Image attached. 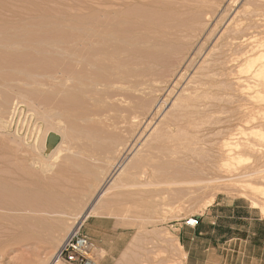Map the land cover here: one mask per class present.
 <instances>
[{"label":"rangeland","instance_id":"rangeland-1","mask_svg":"<svg viewBox=\"0 0 264 264\" xmlns=\"http://www.w3.org/2000/svg\"><path fill=\"white\" fill-rule=\"evenodd\" d=\"M133 1L0 0V264H56L77 230L95 241L99 264H187V238L212 206L226 229L239 224L235 209L264 218L255 208L264 206V138L250 134L263 130L264 113L260 129L246 125L264 111V61L222 40L239 29L264 43V0ZM92 17L103 36L119 25L129 38L119 60L125 82L140 85L131 100L107 98L103 87L83 94L70 73L81 70L72 37ZM68 94L89 119L61 113ZM49 125L63 137L53 158L37 141ZM229 155L244 162L227 169ZM127 162L136 168L102 197Z\"/></svg>","mask_w":264,"mask_h":264},{"label":"bare ground","instance_id":"bare-ground-1","mask_svg":"<svg viewBox=\"0 0 264 264\" xmlns=\"http://www.w3.org/2000/svg\"><path fill=\"white\" fill-rule=\"evenodd\" d=\"M94 1V0H93ZM133 1V0H132ZM136 1V0H135ZM135 1H133V2H135ZM138 1V0H137ZM92 2V1H91ZM101 2H102V0H101ZM121 2H124V1H121ZM104 3V2H103ZM137 3V2H136ZM135 3V4H136ZM139 3V2H138ZM142 3V2H141ZM99 4V2L97 3V5ZM129 4V3H128ZM102 5V4H101ZM105 5V4H104ZM103 5V7H101L100 8V5L98 6L100 9H102V8H105L106 7V5L104 6ZM108 5H110L109 3H108ZM112 5V4H111ZM110 5V6H111ZM114 5V4H113ZM112 5V7H115V6H113ZM130 5V4H129ZM129 5H128V7L127 8H129ZM225 5V4H224ZM140 6H142L141 4H140ZM146 6H147V4H146ZM204 6V5H203ZM87 7H89V6H86V8ZM109 9H110V7L109 6H107ZM107 7L105 8V9H107ZM124 7V6H123ZM118 8V7H117ZM117 8H116V10H117ZM119 8H121L120 6H119ZM118 8V9H119ZM126 8V9H127ZM91 9H92V7H91ZM122 9V8H121ZM121 9H119V10H121ZM248 9V8H247ZM246 9V10H247ZM123 10H125V9H123ZM122 10V11H123ZM85 11V10H84ZM95 11V10H94ZM221 11V10H220ZM250 11V10H249ZM87 12H91L90 10L89 11H87ZM99 12V11H98ZM104 12V11H103ZM106 12H108V11H106ZM112 12V11H111ZM119 12V11H118ZM128 12V11H127ZM85 13V12H84ZM109 13H110V11H109ZM84 15V14H83ZM85 15H87V14H85ZM84 15V16H85ZM106 16V15H105ZM129 16V15H128ZM100 17V16H99ZM130 17V16H129ZM128 17V18H129ZM234 17V16H233ZM88 18V17H87ZM96 18V17H95ZM111 18V17H110ZM141 18V17H140ZM99 20V19H98ZM100 21V20H99ZM74 22V21H73ZM98 22V21H97ZM95 20H94V18L92 17L91 18V20L88 22V26L86 27V30H85V32L83 33V34H76L75 36H73L72 37V44H73V47H74V49H72V51H71V54L73 55V56H75L77 59H78V61H79V65H80V67H81V70H79V71H72V69H69L70 70V73H72V75H73V79H75V80H77L78 81V83H80V85H82L81 87H82V89H81V91H79V92H83V94L84 93H86V92H88L87 91V89L88 88H92V87H94V88H96V87H103L105 90H104V94L107 96V98H116V97H123L124 99H126V100H131V99H133V97H132V95L130 94V91H129V89H132L134 92H137L138 91V88L140 87V85L138 84V82L137 81H133V82H125V81H127V79H128V77L129 76H126V75H124L122 72L120 73V67H121V62H120V60H119V57L121 56V55H123V54H127V53H129V38H127V36H125V34H124V29H123V27L122 26H119V25H117V26H115L114 27V29H112V27L110 28L111 30H110V32H113L115 35L114 36H111V37H107V36H103V34H101L102 33V27H100L99 25H98V23H97ZM174 22V21H173ZM176 22V21H175ZM100 23V22H99ZM232 22H230V23H227V27L231 24ZM124 24V23H123ZM264 24V23H263ZM75 25V24H74ZM87 25V24H86ZM106 25V24H105ZM127 25V24H126ZM241 25V24H240ZM242 26V25H241ZM256 26V25H255ZM71 28V27H70ZM73 28H74V26H73ZM99 28H101V30H99ZM217 28V27H216ZM236 28V27H235ZM75 30V29H74ZM227 30V29H226ZM246 30V29H245ZM224 32H225V30H224ZM224 32L223 33H221V36H220V38L223 36V34H224ZM86 33V34H85ZM128 33V32H127ZM82 35V36H81ZM179 37V36H178ZM180 37H181V35H180ZM219 37V36H218ZM62 38V37H61ZM253 38V37H252ZM131 39V38H130ZM255 38H253V41L251 40V36H250V38H248L247 36L245 37V32L244 31H242V30H239V29H237V30H232V31H227L225 34H224V36H223V39L222 40H225V41H227V43L229 44V46H227V48L228 47H230L229 49L230 50H234V47L233 46H236L237 48H238V50L239 51H241L240 53L242 54V57H244V58H242V57H240L239 58V55L237 54V56H238V59H249V58H251L252 56H258L259 58V60H257V61H259V62H261L260 60H263L264 61V43H262V41H259V39H257V41H256V39L254 40ZM154 40V39H153ZM216 40V39H215ZM263 41H264V39H263ZM201 43V42H200ZM169 44V43H168ZM175 44V43H174ZM163 46H165V45H163ZM225 46V45H224ZM77 47H81L82 49H77ZM84 48V49H83ZM164 50V49H163ZM230 50H229V52H230ZM167 53V52H166ZM207 53V52H206ZM234 53H235V51H234ZM241 54H240V56H241ZM233 56H234V54H233ZM235 56H236V54H235ZM231 58L230 59H232L233 57L232 56H230ZM203 58V57H202ZM47 59V58H46ZM146 60V59H145ZM229 61V60H228ZM228 61H227V63H225L226 65H228ZM230 61H232V60H230ZM233 61H236L235 63H237V59L234 57V60ZM239 62V61H238ZM220 63V62H219ZM232 63V62H231ZM230 63V64H231ZM204 64V63H203ZM224 64V65H225ZM153 65V64H152ZM222 65V64H221ZM225 65V66H226ZM252 64H250V68H249V70H248V72L250 73L251 72V69L254 67L255 68V65L253 66H251ZM262 66H264V64L262 63ZM262 68H264V67H261V69ZM52 69V68H51ZM225 69V68H224ZM248 69V68H247ZM260 69V68H259ZM259 69H258V71H259ZM253 70V69H252ZM260 71H262V70H260ZM259 71V73L261 74V72ZM249 73H248V75H249ZM258 73V72H257ZM255 74V73H254ZM235 74H233L232 75V77L234 76ZM118 76V77H117ZM253 77H254V75H253ZM252 77V80L254 81V78ZM262 77V78H261ZM261 79H263L264 78V71H263V74L261 75ZM134 78V77H133ZM249 78H251V77H249ZM257 78L260 80H258L257 81ZM257 78H255V81H257L258 83H256L257 84V89H258V86L260 85V84H262V83H260L261 82V79L257 76ZM238 79V78H237ZM236 79V80H237ZM117 80H119V81H117ZM264 80V79H263ZM57 81H59V80H57ZM72 81V80H71ZM238 81H240V80H238ZM254 81V82H255ZM61 82V81H60ZM264 82V81H263ZM117 83H121L122 85L123 84H128L127 86H128V90H119V89H114L113 87L117 84ZM260 83V84H259ZM255 83H254V85H256ZM259 84V85H258ZM184 85V84H183ZM254 85H251V87H252V89L254 90ZM44 86V85H43ZM260 86H262V85H260ZM263 86H264V84H263ZM246 88H247V90H248V87H247V85L245 86ZM255 87V88H256ZM245 88V89H246ZM261 88V87H260ZM249 89H251V88H249ZM252 89H251V91H252ZM246 90V91H247ZM264 90V89H263ZM250 91V92H251ZM258 91V90H257ZM262 91V90H261ZM57 92V91H56ZM71 92V91H70ZM63 93V92H62ZM64 93H65V91H64ZM258 94V93H257ZM260 94V93H259ZM258 94V95H259ZM262 94V93H261ZM55 95V94H54ZM69 95V94H68ZM70 96V95H69ZM73 96V95H72ZM72 96H70V97H67L66 99H65V101L64 102H61L60 103V106H59V108H61V113L65 116V117H70V118H72V117H75V118H82L83 120H87V119H89L90 118V116L89 115H86V113H83L82 111H83V109L81 108V106H80V104L78 103V101L76 100L77 98H79V97H77V98H74V97H72ZM74 96H76V95H74ZM245 96H248L249 97V95H245ZM261 96V95H260ZM260 96H259V98H260ZM102 97V96H101ZM64 98V97H63ZM251 99H253L252 97H250ZM249 98V99H250ZM250 99V100H251ZM45 101L47 102V100L45 99ZM261 101V102H260ZM260 101H258V103L260 102V103H263L264 102V100H260ZM257 102V101H256ZM97 103V102H96ZM258 103H255V104H258ZM86 104V103H85ZM208 106V105H207ZM250 106V105H249ZM108 107H110V106H108ZM112 107V106H111ZM41 108H42V106H41ZM118 108V107H117ZM250 108H251V106H250ZM250 108H248L247 107V109L249 110ZM263 108V107H262ZM262 108H260L259 107V110L261 109L262 110ZM55 109V108H54ZM118 109H120V108H118ZM207 109H209V108H207ZM246 109V110H247ZM253 108H251V110H252ZM56 110V109H55ZM82 110V111H81ZM130 110V109H129ZM247 110V111H248ZM256 110V108L254 109V111L252 110L251 111V113H253V112H256L255 111ZM257 110H258V108H257ZM258 110V111H259ZM259 111V113L261 112V113H264V111L262 112V111ZM117 112V111H116ZM122 112V111H121ZM121 112H120V114H121ZM249 112V111H248ZM247 112V113H248ZM49 113V112H48ZM52 113V112H51ZM114 113V112H113ZM246 113V114H247ZM250 113V112H249ZM248 113V114H249ZM259 113L257 112V114L259 115ZM261 113H260V115H259V119L257 118V116H255L256 115V113L254 114V116H249V117H251V119L250 120H248V118H247V120L249 121V122H247L246 123V125L248 126V125H251V126H253V127H255V126H257V128H259L260 126H261V123L258 121V120H260V116H261ZM91 114H92V112H91ZM94 115H96V116H100V114L99 113H96V114H94ZM251 115V114H250ZM263 115V114H262ZM110 116H112V114L110 115ZM109 116V117H110ZM118 116V115H117ZM264 116V115H263ZM32 117L34 118V116L32 115ZM263 117H261V119H262ZM39 120V119H38ZM37 120V121H38ZM63 120V119H62ZM104 120V119H103ZM103 120H102V122H103ZM263 120H264V118H263ZM42 121V120H41ZM59 121V120H58ZM57 122V121H56ZM60 122V121H59ZM61 123V122H60ZM63 123H64V121H63ZM74 123V122H73ZM35 124V123H34ZM42 124V123H41ZM62 124V123H61ZM146 124V123H145ZM260 124V125H259ZM38 125V124H37ZM43 126V125H42ZM36 127V126H35ZM262 127V126H261ZM263 127H264V125H263ZM37 128V127H36ZM40 127L38 126V129H39ZM43 128V127H42ZM156 128V127H155ZM251 129V128H250ZM260 129V128H259ZM36 130V129H35ZM41 130V129H40ZM61 130H62V128H61ZM252 130H254V129H252ZM263 130H264V128H263ZM263 130H254V132L253 131H251V133L250 134H255L254 136L255 137H259V139H261L262 140V138H264V131ZM56 131H57V129H56ZM151 131V130H150ZM73 132V131H72ZM160 132H163V130H161ZM159 132V133H160ZM237 132V131H236ZM248 132V131H247ZM34 133H36L35 131H34ZM50 133H54V134H56V135H58L59 136V134L58 133H55L54 131H53V127H52V125H49V127L47 128V130L43 133V135H42V137H39L38 138V145L40 144V149H41V151L43 152L44 151V148H45V146H46V144H47V139H48V137H49V134ZM88 136H90L92 139L93 138H99V136L101 135V132H100V129H98V128H96V127H90L89 129H88ZM152 133V132H151ZM40 134H41V132H40ZM35 135V134H34ZM38 135H39V133H38ZM243 135H245V134H243ZM31 136V135H30ZM29 136V137H30ZM86 136V135H85ZM240 137V136H239ZM31 138V137H30ZM35 138H36V136H35ZM34 138V139H35ZM41 138V139H40ZM60 138H61V136H60ZM107 137H105V139H106ZM157 137H155V139H156ZM32 139H33V136H32ZM63 139V137L61 138V140ZM154 139V140H155ZM205 139V138H204ZM27 140V139H26ZM40 140V141H39ZM153 140V141H154ZM36 141V142H37ZM63 141V140H62ZM86 141V140H85ZM101 141H102V139H101ZM136 141V140H135ZM28 142V141H27ZM26 142V143H27ZM33 142H35V141H33L32 140V143ZM64 143V142H63ZM231 143V142H230ZM37 144V143H36ZM240 144V143H239ZM28 145V144H27ZM33 145V144H32ZM61 145H62V143L61 144H59V146H57V148H55V150H53L52 151V153H51V156L50 157H55L57 154H59L60 153V147H61ZM246 145H248V142L246 143ZM29 146V145H28ZM227 146V145H226ZM230 146V145H229ZM234 146V145H233ZM237 146V145H236ZM252 146V145H251ZM89 147V146H88ZM228 147V146H227ZM239 146H237L236 148H238ZM248 149L250 148L249 146L247 147ZM246 148V149H247ZM255 148V147H254ZM260 148V147H259ZM36 149H37V146H36ZM94 149V148H93ZM224 149H225V147H224ZM262 149L263 148H261V151H262ZM95 150V149H94ZM256 150V149H255ZM39 150L37 149V151L36 152H38ZM257 151V150H256ZM231 152V151H230ZM259 152H260V149H259ZM258 152V153H259ZM38 153H41V152H38ZM38 153H37V155H38ZM229 153V152H228ZM28 155H29V153H27ZM44 154V153H43ZM225 154H227V153H225ZM231 154V153H230ZM260 154H262V152H260ZM241 155V154H240ZM230 156V155H229ZM27 157V156H26ZM38 157V156H37ZM44 157H46V155L44 156ZM124 157V156H123ZM231 157V156H230ZM24 158V157H23ZM227 158H228V156H227ZM26 159V158H25ZM24 159V160H25ZM28 159V158H27ZM225 159V158H224ZM243 159V157L241 156V158H240V156H239V158L237 157V158H235V157H231L226 163H225V167L226 166H228L227 167V169L229 168V166L231 167V165H232V162L233 161H237V162H241V163H243L244 162V159ZM222 160V159H221ZM247 160H249V159H247ZM128 161V160H127ZM243 161V162H242ZM39 162V161H38ZM34 163H35V161H34ZM124 163V162H123ZM236 163V162H235ZM240 163V164H241ZM15 164V163H14ZM118 164H120V163H118ZM13 165V164H12ZM224 165V164H223ZM136 166H137V163L136 162H127L126 164H123V165H121L119 168H118V166H117V168H118V170H117V174L116 175H114V177H112V180H111V183H110V185H109V187L108 188H106V189H104L103 191H102V197H104V196H106L107 195V193H109L110 191H112L113 189L112 188H114L115 186H116V184H118V185H120V183H122V181L125 179V178H127V177H129L130 175H131V171L133 170V169H135L136 168ZM222 165H220V167H221ZM224 167V166H223ZM230 169V168H229ZM116 170V169H115ZM226 170V169H225ZM115 172V171H114ZM144 173V172H143ZM230 173V172H229ZM260 173V172H259ZM261 173H263V172H261ZM114 174V173H113ZM145 175H146V173H145ZM144 174L142 175V176H145ZM249 176V175H248ZM246 177V176H245ZM145 179V178H144ZM11 187V186H10ZM104 188V187H103ZM253 188V187H252ZM257 189V188H256ZM260 191H262L261 189H259ZM41 191V190H40ZM253 191V190H252ZM14 193V192H13ZM113 193V192H112ZM116 195H117V193H115V197H116ZM108 196V195H107ZM19 201V200H18ZM20 204V203H19ZM260 206H258V204H256V209H260V212H261V214H262V216L264 217V206H263V208H259ZM56 259V258H55ZM98 260V259H97ZM54 263V262H53ZM60 262L58 261L57 262V260H56V264H59ZM99 263V262H98Z\"/></svg>","mask_w":264,"mask_h":264},{"label":"crops","instance_id":"crops-1","mask_svg":"<svg viewBox=\"0 0 264 264\" xmlns=\"http://www.w3.org/2000/svg\"><path fill=\"white\" fill-rule=\"evenodd\" d=\"M214 208L209 209L194 235L187 238L190 246L187 264H264V218L257 216L253 209L245 216L235 209L233 218L239 224L226 229L217 225ZM231 229L234 233L230 234ZM90 240L98 250L95 241Z\"/></svg>","mask_w":264,"mask_h":264},{"label":"built area","instance_id":"built-area-1","mask_svg":"<svg viewBox=\"0 0 264 264\" xmlns=\"http://www.w3.org/2000/svg\"><path fill=\"white\" fill-rule=\"evenodd\" d=\"M188 224L196 226L195 220H190ZM96 250L89 237L77 230L64 240L55 256L57 261L67 264H99Z\"/></svg>","mask_w":264,"mask_h":264},{"label":"water","instance_id":"water-1","mask_svg":"<svg viewBox=\"0 0 264 264\" xmlns=\"http://www.w3.org/2000/svg\"><path fill=\"white\" fill-rule=\"evenodd\" d=\"M60 141L61 138L58 135L50 133L46 144L47 154L51 153L59 145Z\"/></svg>","mask_w":264,"mask_h":264}]
</instances>
